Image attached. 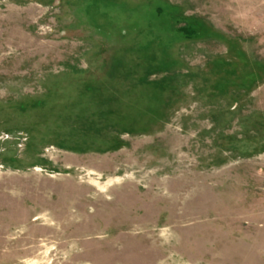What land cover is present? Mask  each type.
<instances>
[{"label":"rangeland","instance_id":"rangeland-1","mask_svg":"<svg viewBox=\"0 0 264 264\" xmlns=\"http://www.w3.org/2000/svg\"><path fill=\"white\" fill-rule=\"evenodd\" d=\"M0 264H264V0H0Z\"/></svg>","mask_w":264,"mask_h":264},{"label":"trees","instance_id":"trees-1","mask_svg":"<svg viewBox=\"0 0 264 264\" xmlns=\"http://www.w3.org/2000/svg\"><path fill=\"white\" fill-rule=\"evenodd\" d=\"M182 31V33H189V31L187 30V29H183V30H181Z\"/></svg>","mask_w":264,"mask_h":264}]
</instances>
